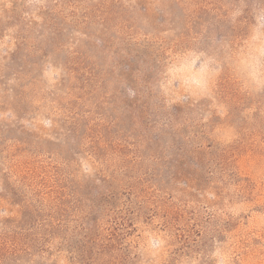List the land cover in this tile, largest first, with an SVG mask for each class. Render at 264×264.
<instances>
[{
  "label": "rangeland",
  "instance_id": "obj_1",
  "mask_svg": "<svg viewBox=\"0 0 264 264\" xmlns=\"http://www.w3.org/2000/svg\"><path fill=\"white\" fill-rule=\"evenodd\" d=\"M0 264H264V0H0Z\"/></svg>",
  "mask_w": 264,
  "mask_h": 264
}]
</instances>
